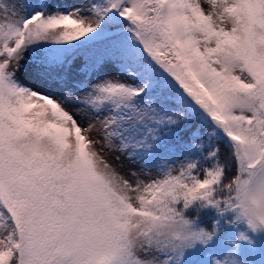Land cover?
<instances>
[{"label":"snow or ice","instance_id":"snow-or-ice-1","mask_svg":"<svg viewBox=\"0 0 264 264\" xmlns=\"http://www.w3.org/2000/svg\"><path fill=\"white\" fill-rule=\"evenodd\" d=\"M257 170L264 0H0V264H186Z\"/></svg>","mask_w":264,"mask_h":264},{"label":"clouds","instance_id":"clouds-1","mask_svg":"<svg viewBox=\"0 0 264 264\" xmlns=\"http://www.w3.org/2000/svg\"><path fill=\"white\" fill-rule=\"evenodd\" d=\"M230 192L231 195L227 199L232 216L226 218L224 224L237 228L235 240L230 243L239 246L241 242L251 241L249 233L252 235L264 233V172L257 170L252 175L234 178ZM240 224L244 225L243 229L239 228ZM205 231L209 232L208 229ZM218 233L219 230L214 229L209 235L214 238ZM211 259L212 264H224L219 257L212 256Z\"/></svg>","mask_w":264,"mask_h":264},{"label":"rangeland","instance_id":"rangeland-1","mask_svg":"<svg viewBox=\"0 0 264 264\" xmlns=\"http://www.w3.org/2000/svg\"><path fill=\"white\" fill-rule=\"evenodd\" d=\"M205 7L207 8V5H205ZM92 135H93V138H95L96 133H93ZM115 155H117V153L108 154V158L110 162L116 163V161L113 160V157ZM158 175L159 173L155 169H153L151 177H148V178H155ZM231 216H232V213H231ZM201 221H199L200 224H202ZM239 228L243 229L244 225L240 224ZM236 231L237 229L235 230V233ZM249 236L251 237V241H253V243H249L248 241H245V242H247L251 246L252 254L254 255V257L253 258L238 257L241 264H264V233H261L258 235H252L251 233H249ZM222 238L223 237L220 231L218 235H216L209 244L202 245V244L197 243L194 249H189L187 251L186 264H212V259H211L212 256H216L219 258L224 256L225 252L227 253V251L223 247L226 241H223L221 243ZM231 249L232 248H230V250ZM217 250H218V254L216 255L215 253Z\"/></svg>","mask_w":264,"mask_h":264},{"label":"trees","instance_id":"trees-1","mask_svg":"<svg viewBox=\"0 0 264 264\" xmlns=\"http://www.w3.org/2000/svg\"><path fill=\"white\" fill-rule=\"evenodd\" d=\"M199 126L198 122H193L191 129L188 130V132L182 133V135L184 136L185 139H187V137L189 136L190 132L195 130L197 127ZM203 131V129H202ZM207 151V149H205V152ZM227 152V149L224 148L223 146L221 147V160L223 161L225 153ZM203 177V172H201V178ZM217 213L214 209L211 208H206L202 210V216L200 218V221L202 222L203 225L205 226H210L213 222V220H215L217 218ZM228 218L231 217V213H227L225 214ZM223 223V222H222ZM237 228L231 226V225H227V224H223V230L221 231L222 234V239H221V243L223 241H226V243L223 245L224 249L229 252L230 248H233L234 245L230 243V241L235 240V230ZM220 247V246H219ZM216 255L218 254V250L215 253ZM226 254V252H225ZM224 257V256H222ZM221 257V258H222ZM238 257H248V258H253L254 255L252 254V249L251 246L247 243V242H241L239 243V251H238Z\"/></svg>","mask_w":264,"mask_h":264}]
</instances>
